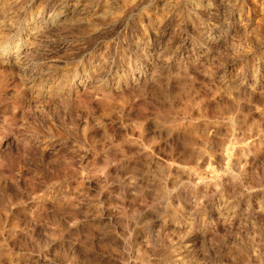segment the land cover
<instances>
[{
    "label": "rangeland",
    "instance_id": "obj_1",
    "mask_svg": "<svg viewBox=\"0 0 264 264\" xmlns=\"http://www.w3.org/2000/svg\"><path fill=\"white\" fill-rule=\"evenodd\" d=\"M0 264H264V0H0Z\"/></svg>",
    "mask_w": 264,
    "mask_h": 264
}]
</instances>
